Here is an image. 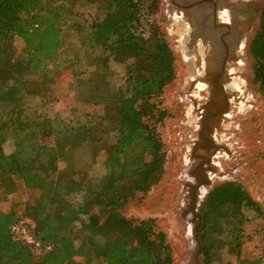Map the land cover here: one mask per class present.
I'll return each instance as SVG.
<instances>
[{
	"label": "trees",
	"instance_id": "16d2710c",
	"mask_svg": "<svg viewBox=\"0 0 264 264\" xmlns=\"http://www.w3.org/2000/svg\"><path fill=\"white\" fill-rule=\"evenodd\" d=\"M159 1L0 0V264L175 263L156 219L124 213L130 200L159 184L167 164L156 127L167 114L156 99L176 78V55L155 19ZM80 6H94L96 13L88 16ZM76 16L87 29L73 41L63 29ZM144 25L147 36L139 33ZM18 40L24 43L18 62L38 75L27 93L3 90L15 80ZM248 51L254 83L264 93V8ZM129 61L119 85L111 62ZM62 69L67 76L58 74ZM58 83L78 91L71 107L85 110L83 125L63 109L54 117L44 109ZM34 94H41V108L31 104ZM96 164L103 173H93ZM249 210L263 213L241 183L209 190L199 208L203 264H218L214 250L226 243L239 259L248 257ZM19 222L43 244L41 255L15 238L12 227ZM251 252L256 259L245 263L264 264L258 250Z\"/></svg>",
	"mask_w": 264,
	"mask_h": 264
},
{
	"label": "rangeland",
	"instance_id": "374dc122",
	"mask_svg": "<svg viewBox=\"0 0 264 264\" xmlns=\"http://www.w3.org/2000/svg\"><path fill=\"white\" fill-rule=\"evenodd\" d=\"M258 1L261 4L264 3V0ZM80 9L84 10L88 16L96 13L94 6L86 8L80 6ZM180 16V13L170 6L169 1H159L155 19L158 20L161 30L164 31L176 55V78L166 87L164 94L156 99L158 109L167 114L164 121L156 126L167 153L165 174L159 184L148 194L140 193L130 200L124 213L130 219L137 221L156 219L157 229L166 233L172 246L174 264H203V253L200 252L196 241L195 225L198 222L193 223L191 216L186 217L192 201L190 179L194 177L192 166L197 163L192 153L194 144L199 142L200 113L194 109L193 103L198 102L199 99L190 95L193 93L192 86L189 85L192 72L181 50L185 26ZM259 22L260 19L238 55V64L233 75L236 77L235 83L240 86L238 90H241L239 93L241 97L235 100L228 116L216 127L213 137L216 148L211 151L213 164L208 169L211 185L202 187V197L198 200V208H200L205 196L215 184L234 181L241 183L259 202L262 214L251 210L246 211L247 220L244 233L247 238H250L249 243L244 246L249 250L248 257L243 258L246 260L256 259V254L254 255L251 249L258 250L261 253L259 257L264 258V93L254 83V60L248 51V43L258 28ZM86 29V22L76 16L67 21L63 34L65 38L74 41ZM139 33L147 36L148 27L142 26ZM76 47L72 46L70 54H74L73 50H76ZM23 48V41H16L15 57L17 60L13 62L15 80L4 86L3 90L6 92L21 90L27 93L37 86V73L26 70L18 62ZM130 63L131 61L125 64L111 62L116 73L117 84L121 85L125 81L126 69ZM67 73L68 71L62 69L58 74L67 76ZM197 94L200 95L198 89L195 92V95ZM46 95L49 96L50 101L43 107L50 117L56 116L57 109H63L67 118L72 119L74 123L83 125L87 121L85 110H75L71 107L79 98L78 91L69 88L66 84L58 83L51 86ZM40 96L41 94L29 96L31 104L36 108L42 107L43 100ZM89 111L99 110L91 108ZM99 112L103 113V110ZM151 123L155 124V121L152 120ZM5 149L8 153L11 151L10 142L6 143ZM197 152L201 153L202 150L199 149ZM93 173H103L102 167L98 164L94 165ZM204 189L206 192L203 194ZM7 207L11 206L7 205ZM75 231L79 233L78 228ZM199 237L201 245L200 233ZM223 238L228 240L226 235ZM214 253L219 258L218 264H248L242 258L239 259L236 253L231 252L227 243L220 249L214 250ZM94 264L105 263L97 260Z\"/></svg>",
	"mask_w": 264,
	"mask_h": 264
},
{
	"label": "flooded vegetation",
	"instance_id": "af4514ba",
	"mask_svg": "<svg viewBox=\"0 0 264 264\" xmlns=\"http://www.w3.org/2000/svg\"><path fill=\"white\" fill-rule=\"evenodd\" d=\"M167 1L180 13L185 26L181 50L192 72L189 85L193 93L190 95L199 99L193 102L194 109L200 113V128L199 142L194 144L192 153L197 160L192 166L194 177L190 179L192 194L193 187L209 176L208 169L213 164L211 151L216 147L207 148L209 143L205 139L215 143L216 127L228 116L235 100L241 97V90L234 87V69L244 43L261 18L264 3L258 0ZM197 89L200 95H195ZM199 149L201 153L197 152Z\"/></svg>",
	"mask_w": 264,
	"mask_h": 264
},
{
	"label": "water",
	"instance_id": "95a60500",
	"mask_svg": "<svg viewBox=\"0 0 264 264\" xmlns=\"http://www.w3.org/2000/svg\"><path fill=\"white\" fill-rule=\"evenodd\" d=\"M205 122V120H204ZM200 137L204 138L203 134L200 133ZM206 143H209V146L207 148H212V147H216L215 143L209 139H205ZM204 185H211V179L209 176H206L204 179V182L201 184H198L196 186L193 187V191H192V201L190 204V209L189 211H187L186 217L190 218L189 216L192 217V222L193 223H197L195 225V232H196V241L199 245L200 248V252L202 251L201 245H200V237H199V233H200V228H201V224H202V216L199 212V208H198V200L199 198H201V194L198 193V191L201 189L202 186Z\"/></svg>",
	"mask_w": 264,
	"mask_h": 264
},
{
	"label": "built area",
	"instance_id": "2783aa9c",
	"mask_svg": "<svg viewBox=\"0 0 264 264\" xmlns=\"http://www.w3.org/2000/svg\"><path fill=\"white\" fill-rule=\"evenodd\" d=\"M13 234L17 240H21L36 250L37 256L41 255L43 244L37 237L29 230L24 222H19L12 227ZM51 249L50 246H47Z\"/></svg>",
	"mask_w": 264,
	"mask_h": 264
},
{
	"label": "bare ground",
	"instance_id": "6f19581e",
	"mask_svg": "<svg viewBox=\"0 0 264 264\" xmlns=\"http://www.w3.org/2000/svg\"><path fill=\"white\" fill-rule=\"evenodd\" d=\"M200 86H201V88L203 87L202 85H200ZM234 87H235V89H237V90L240 88V86H239L237 83H235V86H234ZM205 192H206V191H204L203 194H204Z\"/></svg>",
	"mask_w": 264,
	"mask_h": 264
},
{
	"label": "crops",
	"instance_id": "0c3cea01",
	"mask_svg": "<svg viewBox=\"0 0 264 264\" xmlns=\"http://www.w3.org/2000/svg\"><path fill=\"white\" fill-rule=\"evenodd\" d=\"M62 168V167H61Z\"/></svg>",
	"mask_w": 264,
	"mask_h": 264
}]
</instances>
